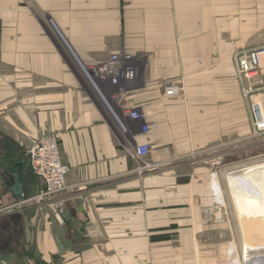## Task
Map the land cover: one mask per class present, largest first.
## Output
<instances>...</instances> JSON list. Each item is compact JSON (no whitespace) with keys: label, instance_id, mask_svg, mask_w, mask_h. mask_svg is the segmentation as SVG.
I'll return each instance as SVG.
<instances>
[{"label":"crops","instance_id":"obj_1","mask_svg":"<svg viewBox=\"0 0 264 264\" xmlns=\"http://www.w3.org/2000/svg\"><path fill=\"white\" fill-rule=\"evenodd\" d=\"M29 1L0 0V161L26 164L25 201L0 181V264H205L216 162L202 155L221 152L222 170L243 103L233 54L264 45V0ZM118 50L145 68L103 98L83 67ZM171 82L184 93L166 94ZM52 131L68 187L38 199L26 153ZM141 141L145 160L126 148Z\"/></svg>","mask_w":264,"mask_h":264},{"label":"rangeland","instance_id":"obj_2","mask_svg":"<svg viewBox=\"0 0 264 264\" xmlns=\"http://www.w3.org/2000/svg\"><path fill=\"white\" fill-rule=\"evenodd\" d=\"M258 48H264V45ZM242 49L249 48L238 47L234 51L233 61L235 70H237L236 54ZM138 59L141 65H143L142 63L144 62H142L140 58ZM93 68L94 67H92V69ZM141 68V70H143L142 66ZM92 69L83 67V70ZM237 77L239 79L238 74ZM179 84L183 87L179 94H183L185 86L182 82H179ZM240 87V96L243 99V103L240 106L231 108V115L238 117L239 121H231L228 145L222 147V150H226L222 170L216 169V167L220 165V163L217 162V158L218 153L221 152L210 153L211 155H209V153H203L204 155H202L207 158L205 162L210 160L216 162L213 166L215 168L214 172L209 174V181L211 180L212 183L213 199H211L210 204L204 206L205 211H208V218L213 216L212 219H207L210 228H213V234L196 236L199 242V248L204 247L203 256L202 258L200 256V258L203 259L205 264H248L244 259V242L246 241L256 246H262L260 248H255L256 250L250 249L251 255L255 256L264 252V234L259 231L261 225H264V221L260 220L259 217L256 219L247 218L245 216L241 217L239 215V207L235 203L234 194L228 182L229 172L237 171L248 165L264 162V133L257 134L253 131L250 118L249 99L245 97L242 92L241 81ZM219 150L222 151L221 149ZM226 158H228V162ZM202 164H204V162ZM240 184L237 187L238 190H241V187H243V183ZM241 191H243V189ZM11 229L9 226L3 227V225L0 228V230H3L2 233H6L10 238L12 237V235L9 234ZM16 230L18 229H14V231ZM3 242L5 246L10 245L7 240ZM18 247H20V245ZM206 258H208V261Z\"/></svg>","mask_w":264,"mask_h":264},{"label":"built area","instance_id":"obj_3","mask_svg":"<svg viewBox=\"0 0 264 264\" xmlns=\"http://www.w3.org/2000/svg\"><path fill=\"white\" fill-rule=\"evenodd\" d=\"M138 58L124 50H118L112 53L107 60L93 69L91 68L94 71H89L91 74L88 72L87 75L103 98L106 97V94L114 98L117 94L109 91L106 84L110 82L117 85L122 80L137 79L140 76L141 66L143 69L145 68V64L142 63L143 65H141ZM236 69L241 81L242 92L249 99L252 129L257 134H263L264 77L261 72L264 69V48L238 51L236 54ZM182 89L183 87L179 82H171L165 86V92L168 95H177ZM123 113L135 119L142 118L139 108L126 109ZM118 121L125 130L128 129L121 118H118ZM60 142L61 137L58 132H45L27 151L31 170L36 176L42 178L45 183V188L35 198L51 199L68 187L67 173L69 166L62 159ZM126 148L133 158L145 160L150 152L151 144L149 141H141L133 147ZM54 205L57 206L56 215L61 219L65 211L64 203L60 200Z\"/></svg>","mask_w":264,"mask_h":264},{"label":"bare ground","instance_id":"obj_4","mask_svg":"<svg viewBox=\"0 0 264 264\" xmlns=\"http://www.w3.org/2000/svg\"><path fill=\"white\" fill-rule=\"evenodd\" d=\"M27 3L30 4V1L27 0ZM88 72L86 71V75ZM228 177L235 203L239 207V215L256 219L259 217L260 220L264 221V162L229 172ZM240 183H243V187H241L243 191L237 189ZM259 231L264 234V225H261ZM260 247L262 246H256L247 241L244 242V259L248 264H264V252L255 256L250 254V249Z\"/></svg>","mask_w":264,"mask_h":264},{"label":"water","instance_id":"obj_5","mask_svg":"<svg viewBox=\"0 0 264 264\" xmlns=\"http://www.w3.org/2000/svg\"><path fill=\"white\" fill-rule=\"evenodd\" d=\"M25 162H7L0 161V181L4 180L5 184H8L15 196L17 202L25 200L24 195V177H25ZM15 253L6 255L5 262H11L12 256Z\"/></svg>","mask_w":264,"mask_h":264}]
</instances>
